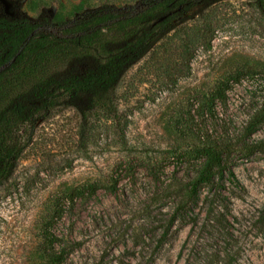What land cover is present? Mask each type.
I'll return each instance as SVG.
<instances>
[{"label":"rangeland","instance_id":"1","mask_svg":"<svg viewBox=\"0 0 264 264\" xmlns=\"http://www.w3.org/2000/svg\"><path fill=\"white\" fill-rule=\"evenodd\" d=\"M148 1L6 5L61 35L57 24L104 6L135 14ZM200 24L187 49L185 32L195 37ZM118 95L113 116L85 122L74 107L60 108L29 131L0 184V264H46V250L62 252L60 264H264V14L256 1L205 0L189 10L127 71ZM208 143L223 151L225 179L193 197L189 182Z\"/></svg>","mask_w":264,"mask_h":264},{"label":"trees","instance_id":"2","mask_svg":"<svg viewBox=\"0 0 264 264\" xmlns=\"http://www.w3.org/2000/svg\"><path fill=\"white\" fill-rule=\"evenodd\" d=\"M203 1L149 0L126 15L104 6L68 26L55 25L62 28L59 35L52 24L14 14L0 0V184L14 173L29 131L47 113L74 107L85 122L115 115L127 71L153 50L163 30ZM255 1L264 14V0ZM203 26L195 37L185 32L187 49ZM198 153L202 162L189 182L193 197L201 185L223 183L226 171L217 145L208 143ZM46 251V264L63 260L62 252Z\"/></svg>","mask_w":264,"mask_h":264},{"label":"water","instance_id":"3","mask_svg":"<svg viewBox=\"0 0 264 264\" xmlns=\"http://www.w3.org/2000/svg\"><path fill=\"white\" fill-rule=\"evenodd\" d=\"M5 1V3L7 2V0H4Z\"/></svg>","mask_w":264,"mask_h":264}]
</instances>
